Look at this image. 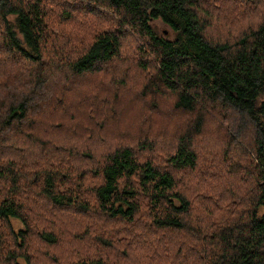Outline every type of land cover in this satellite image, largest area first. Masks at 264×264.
Segmentation results:
<instances>
[{"label":"trees","instance_id":"1","mask_svg":"<svg viewBox=\"0 0 264 264\" xmlns=\"http://www.w3.org/2000/svg\"><path fill=\"white\" fill-rule=\"evenodd\" d=\"M226 1L0 0V264H264V0Z\"/></svg>","mask_w":264,"mask_h":264},{"label":"rangeland","instance_id":"2","mask_svg":"<svg viewBox=\"0 0 264 264\" xmlns=\"http://www.w3.org/2000/svg\"><path fill=\"white\" fill-rule=\"evenodd\" d=\"M237 0H227L224 4V8H223V11L224 12V17L227 21V23L229 24L228 26V29L231 30L233 28H235V24L237 22V19L239 17V15L236 14L237 10L235 9V7L233 5H231L232 3L236 2ZM230 3V4H229ZM260 5V16L262 17V14L264 12V7H261V4L259 3ZM264 5V4H263ZM259 17V16H258ZM258 17H254L252 18V20H248L246 22V24L243 25V28L246 29L250 26H253L254 23L253 22H257L258 20ZM152 29L154 30V32L157 33V35L159 37L161 36H167L169 34L168 32V29L163 25L161 24L159 21L155 22V23H152ZM99 32V31H98ZM207 34L208 35H211V37L213 38H216V33L214 32V30H212V28H210L209 30H207ZM124 41L125 44H123L124 47H126L124 49V53L125 55L128 53V50L130 51V49L133 48V46L138 49V47H143L142 45H146V43H148L143 37H140L137 33H135L134 31H126V37L124 38ZM145 47V46H144ZM145 53H149V50L148 49H145ZM121 63H118L117 61H114L113 63L109 64V65H106L103 68L104 71H109V70H116L118 68H121ZM6 72V71H5ZM96 78L98 79V76L97 77H93V76H84L82 79H79V80H76L75 82L73 83H67V84H62V87L65 89L64 91L61 90L62 93H64V95L67 93L70 95L71 92H75V93H80L82 91H85L87 87H89L90 85H92L93 83H95V80ZM51 84L48 85V89L47 91L45 92V96H46V100L48 98H51V96H56V95H53L54 94V89L52 88L53 85H55V87H60V81H58V79L56 78H52L51 79ZM61 87V88H62ZM71 96V95H70ZM72 97V96H71ZM73 99V98H72ZM45 100V104L46 106L48 107V105L50 104V101H46ZM65 100H66V97H65ZM45 106V107H46ZM127 106H128V102H127ZM117 108V107H116ZM132 109L131 106H128V108H126V103H125V107H124V113H121L122 111L120 110H117L116 112V118L119 119L120 116H125L129 110ZM162 113V112H161ZM125 114V115H124ZM140 129L142 130V127H140ZM106 137V134L104 135ZM119 137L121 139L123 138H129L128 135H125V134H121L119 135ZM113 139V138H112ZM155 137L152 136V138H150V140H153L155 141ZM121 140H119L117 138V140H115L113 143H117V142H120ZM105 142V141H104ZM103 142V143H104ZM156 142H157V145L160 147L162 145V140H158L156 139ZM197 147H201V142L198 140L197 142ZM157 157L158 154H156ZM205 167V166H204ZM76 171H80L81 172V169H78ZM89 171H93L92 169H88V172ZM12 225L13 227L17 228L20 226V224L17 222V221H13L12 220ZM125 238V236H120V239H123Z\"/></svg>","mask_w":264,"mask_h":264}]
</instances>
